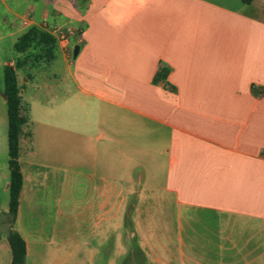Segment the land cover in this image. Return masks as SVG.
Returning <instances> with one entry per match:
<instances>
[{"label":"crops","instance_id":"obj_1","mask_svg":"<svg viewBox=\"0 0 264 264\" xmlns=\"http://www.w3.org/2000/svg\"><path fill=\"white\" fill-rule=\"evenodd\" d=\"M32 29L53 59L16 52ZM18 61L25 264H61L67 246L72 264H264V0H0L6 114Z\"/></svg>","mask_w":264,"mask_h":264},{"label":"trees","instance_id":"obj_2","mask_svg":"<svg viewBox=\"0 0 264 264\" xmlns=\"http://www.w3.org/2000/svg\"><path fill=\"white\" fill-rule=\"evenodd\" d=\"M244 4L250 5L254 0H241ZM36 42L44 48L45 57L53 59L55 40L50 35L32 29L24 34L16 43L15 50L19 54H25ZM24 62L18 61L15 67L4 68V97L7 105L8 118V167H9V203L8 217L11 230L8 234V242L12 254L11 264H25L27 248L22 236L12 229L16 222L21 191L23 188V174L19 159L21 154V138L23 127L27 118L22 114L21 96L18 85L17 71L22 69Z\"/></svg>","mask_w":264,"mask_h":264},{"label":"rangeland","instance_id":"obj_3","mask_svg":"<svg viewBox=\"0 0 264 264\" xmlns=\"http://www.w3.org/2000/svg\"><path fill=\"white\" fill-rule=\"evenodd\" d=\"M44 56H45V52L40 48V45L38 44V42H36L27 51V53L24 54V60H26L28 63V61H30V60H36V59H38V57H44ZM15 57H16L15 52L9 53L7 51V59L15 58ZM57 70L60 71V68L58 69V66H54V68H50L49 70H44L43 73H45L46 75H51L53 72H56ZM63 73H65V70L61 67V74H63ZM22 74H23V71H19V75L22 76ZM29 93L30 92H28L26 95L28 96ZM1 101L2 100L0 98V110L2 109L1 111H2V116L4 117V122L2 124L0 123V166L3 165V163L5 166L6 160L8 157V153H7V131H8V128H7L6 106H3ZM2 188H3V182L0 183V208H3L1 206H4V208H5L8 205L9 193L7 192V193L3 194L1 192ZM61 234L65 235V236L69 235V238H71V239L73 238V226L70 225L68 220L61 221ZM75 255H76V253L73 251L72 247L68 248V246H67V247L63 248L61 250V264H72V262L75 260L74 259ZM53 260L54 259H49V263H51ZM0 264H2L1 259H0Z\"/></svg>","mask_w":264,"mask_h":264},{"label":"built area","instance_id":"obj_4","mask_svg":"<svg viewBox=\"0 0 264 264\" xmlns=\"http://www.w3.org/2000/svg\"><path fill=\"white\" fill-rule=\"evenodd\" d=\"M53 32L55 33L58 41L61 43V44H66L68 43V40H69V34L63 30H60V29H54ZM77 39L79 42H81V37H80V34H77Z\"/></svg>","mask_w":264,"mask_h":264}]
</instances>
